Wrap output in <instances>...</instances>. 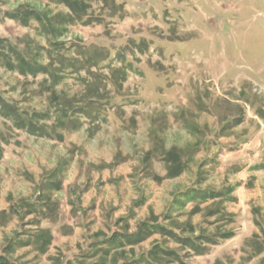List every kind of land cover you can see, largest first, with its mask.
<instances>
[{
	"label": "rangeland",
	"instance_id": "rangeland-1",
	"mask_svg": "<svg viewBox=\"0 0 264 264\" xmlns=\"http://www.w3.org/2000/svg\"><path fill=\"white\" fill-rule=\"evenodd\" d=\"M29 6L70 13L0 0V54L8 39L56 76L23 75L0 55V95L42 128L0 103V253L11 242L16 264H99L93 242L157 221L211 241L198 254L156 234L107 264L156 241L176 252L166 264H264V0H86V23L58 45L35 19L6 16ZM189 189L199 200L181 205Z\"/></svg>",
	"mask_w": 264,
	"mask_h": 264
},
{
	"label": "trees",
	"instance_id": "trees-1",
	"mask_svg": "<svg viewBox=\"0 0 264 264\" xmlns=\"http://www.w3.org/2000/svg\"><path fill=\"white\" fill-rule=\"evenodd\" d=\"M59 3L64 4L69 9V14L72 15H62L57 14L56 16L51 15V12H46L45 9H42L38 6L32 7H25L18 10H15L14 12H6V16L10 19L19 20L23 24L29 23L30 19H35L39 25L41 26L42 30L45 32L46 36L50 39V43L58 45V38L64 35V33L67 31L68 26L71 24H75L79 21L80 24H85V20H83L82 13L87 10L86 6V0H58ZM103 3H109L110 0H100ZM1 41H7L6 45H2L1 50V56L3 57V60L7 63L8 67L12 70L16 69L23 75H33L37 76L38 74H48L50 73L53 78L56 79V76L50 72V70H47L45 66L42 67L43 64L41 62H36L35 59H30L27 55L24 54L21 50L17 48L16 45L12 44L8 39H1ZM2 44V43H1ZM8 49V50H7ZM57 56H60V52ZM61 58H63L61 56ZM63 66L66 65V60L62 59L60 61ZM56 102L59 103L57 106L58 112L62 113L59 121L55 123V126L59 124V126L64 125L63 124V118L67 117L68 111L65 109V104L60 99V97H56ZM0 103H1V112L4 111V114L7 115L9 119L15 118L20 123L21 126L27 128L30 132L35 133V130L42 129L40 128V124L37 120L39 117L37 113H33L29 116V121L26 122L24 118V114H22V111L17 110L18 108L13 107L10 102L3 98L0 95ZM63 117V118H62ZM58 120V119H57ZM168 157L165 159V163L167 165V173L169 176L173 177L177 175L179 169H181L180 164V157L179 154L173 149L167 152ZM218 196V194H217ZM180 204L183 205L185 203L191 202V201H198L199 196L197 192L194 189H189L185 196H180ZM207 197H213L215 198V194H204L202 199L204 201H207ZM192 230V229H191ZM161 234L166 237H171L175 240H177L182 246L188 247L195 253H202L204 251V243L205 240L207 243L211 241V239L208 236L200 235V236H182L183 234H180L173 226H167L165 224L159 223V222H151L147 221L140 225V228L138 232L135 233H116L114 232L108 240H103L101 243L98 241L93 242L94 247V253L96 256H98L99 264L108 263V257L111 255L112 258H116L117 256H122V253H116L120 251L125 246L130 245H137L141 242L145 241L149 237ZM234 235V233L230 232L228 233V237L230 238ZM45 239V244L50 243L51 241V234L47 235H41V238ZM100 237V236H99ZM159 241H156L154 245H152V248L147 252L141 253L140 256L135 255V258L131 260V262L127 261V258L125 262L121 264H166L164 263L163 259L166 255H172L176 253L173 250H166V248L160 243ZM101 244V245H99ZM110 245V246H109ZM206 245V244H205ZM109 246V248H107ZM14 249V246L11 242H9L7 249L0 253V264H16L13 259L9 256L10 251ZM93 252V251H92ZM134 253V251H132ZM166 254V255H165ZM133 256V257H134ZM179 260V258H177ZM118 264V260H114ZM180 264H186L183 261L179 260ZM68 264H72L69 262Z\"/></svg>",
	"mask_w": 264,
	"mask_h": 264
}]
</instances>
